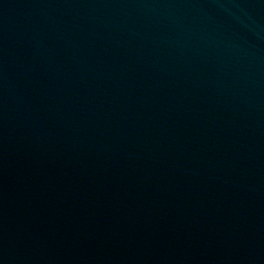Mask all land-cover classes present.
<instances>
[{"label":"water","instance_id":"1","mask_svg":"<svg viewBox=\"0 0 264 264\" xmlns=\"http://www.w3.org/2000/svg\"><path fill=\"white\" fill-rule=\"evenodd\" d=\"M0 264H264V0H0Z\"/></svg>","mask_w":264,"mask_h":264}]
</instances>
